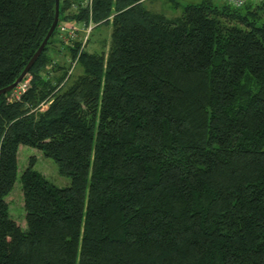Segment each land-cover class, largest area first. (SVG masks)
<instances>
[{"label":"trees","instance_id":"1","mask_svg":"<svg viewBox=\"0 0 264 264\" xmlns=\"http://www.w3.org/2000/svg\"><path fill=\"white\" fill-rule=\"evenodd\" d=\"M146 1L59 0L57 24L111 25L107 50L54 29L19 99L0 94V264H264V2L168 17ZM53 15L54 0H0V88ZM20 144L70 179L29 162L26 229L5 200Z\"/></svg>","mask_w":264,"mask_h":264},{"label":"rangeland","instance_id":"2","mask_svg":"<svg viewBox=\"0 0 264 264\" xmlns=\"http://www.w3.org/2000/svg\"><path fill=\"white\" fill-rule=\"evenodd\" d=\"M147 0L146 6L152 10L163 11L168 17L180 15L182 7L187 3H195L201 0ZM216 2H222L223 0H215ZM111 25L109 23H101L94 25L90 33H88V41L85 45V49L88 51H100L107 50L110 40ZM84 31L80 28L76 38L82 39L84 37ZM66 55L64 52L56 54L54 58L60 64L70 63L69 53ZM71 65V63H70ZM82 72L81 67L75 62L72 72L70 73L68 82L70 83L75 76ZM68 73V72H67ZM67 77V78H68ZM65 79V78H64ZM23 81V80H22ZM40 105V104H39ZM42 107V106H41ZM40 106H38V109ZM17 173L12 189L5 196V200L8 202V212L10 216L21 226L22 229H26L25 210L23 206V194L21 190V183L19 176L23 169L33 162V168L41 172L46 178L57 186L69 185L70 179L66 175H62L58 172L57 165L54 160L47 157L43 152L33 146L20 144L17 150Z\"/></svg>","mask_w":264,"mask_h":264},{"label":"built area","instance_id":"3","mask_svg":"<svg viewBox=\"0 0 264 264\" xmlns=\"http://www.w3.org/2000/svg\"><path fill=\"white\" fill-rule=\"evenodd\" d=\"M86 1L88 2V5H90L91 0H86ZM223 1L225 3L231 5L232 7H241V6L245 5L246 3L256 4V3L264 2V0H223ZM89 10L91 12L90 8H89ZM93 25L94 24L91 22V20H89L88 25L82 29L85 32V36L83 38L82 46L85 43L86 37H87L90 29L93 27ZM55 30H56V36L60 40H62L63 42H69L70 39H72L76 36L77 31L80 30V26L75 22H62V23L56 25ZM75 62H76V59L72 62L71 68L68 70V73H67L65 79H67V77L71 73V70L73 69ZM28 82H29V77L27 79H25L24 81H21L13 89L10 99H19L20 94L23 91H25V89L27 88ZM48 103H49V100H46V101H43L42 103H40V105H38V106H40V109H44L47 107Z\"/></svg>","mask_w":264,"mask_h":264},{"label":"water","instance_id":"4","mask_svg":"<svg viewBox=\"0 0 264 264\" xmlns=\"http://www.w3.org/2000/svg\"><path fill=\"white\" fill-rule=\"evenodd\" d=\"M58 17H59V0H54L53 19H52L50 27H49L47 33L45 34L43 40L41 41L38 48L35 50V52L31 56V58L28 60V62L26 63V65L24 66V68L22 69L20 74L17 76V78L12 83H10L9 85L0 88V94H4V93L12 90L23 80L24 76L27 74L30 67L33 65V63L36 61L38 56L41 54V52H42L44 46L46 45L49 37L52 35V33H53L57 23H58Z\"/></svg>","mask_w":264,"mask_h":264}]
</instances>
